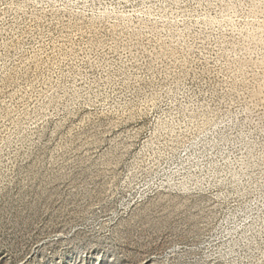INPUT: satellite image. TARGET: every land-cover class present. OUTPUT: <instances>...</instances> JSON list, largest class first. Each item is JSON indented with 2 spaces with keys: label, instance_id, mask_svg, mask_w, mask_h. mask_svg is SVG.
<instances>
[{
  "label": "rangeland",
  "instance_id": "obj_1",
  "mask_svg": "<svg viewBox=\"0 0 264 264\" xmlns=\"http://www.w3.org/2000/svg\"><path fill=\"white\" fill-rule=\"evenodd\" d=\"M0 264H264V0H0Z\"/></svg>",
  "mask_w": 264,
  "mask_h": 264
}]
</instances>
